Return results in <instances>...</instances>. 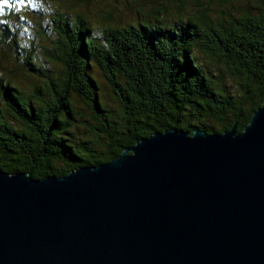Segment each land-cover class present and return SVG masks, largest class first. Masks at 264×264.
I'll list each match as a JSON object with an SVG mask.
<instances>
[{"label": "water", "instance_id": "95a60500", "mask_svg": "<svg viewBox=\"0 0 264 264\" xmlns=\"http://www.w3.org/2000/svg\"><path fill=\"white\" fill-rule=\"evenodd\" d=\"M0 264H264V99L241 132L170 127L62 176L0 168Z\"/></svg>", "mask_w": 264, "mask_h": 264}, {"label": "trees", "instance_id": "16d2710c", "mask_svg": "<svg viewBox=\"0 0 264 264\" xmlns=\"http://www.w3.org/2000/svg\"><path fill=\"white\" fill-rule=\"evenodd\" d=\"M248 1L253 7L241 13L213 16L208 4L195 0L171 21L157 12L133 24L106 26L102 39L83 17L70 21L55 13L56 39L42 53L56 73L35 66L27 53L25 64L39 73L38 83L24 91L0 78V168L33 178L62 176L108 162L140 138L170 127L213 133L235 125L241 132L264 99V0ZM91 62L114 93L119 122L99 100ZM72 95L99 124L89 128L100 142L96 147L91 139L72 140Z\"/></svg>", "mask_w": 264, "mask_h": 264}, {"label": "rangeland", "instance_id": "374dc122", "mask_svg": "<svg viewBox=\"0 0 264 264\" xmlns=\"http://www.w3.org/2000/svg\"><path fill=\"white\" fill-rule=\"evenodd\" d=\"M195 0H0V78L16 84L20 89L29 91L33 82L41 77L25 64L24 57L45 68L58 69L51 62L45 61L43 47H50L56 39L52 17L62 13L70 21L83 17L92 30V35L102 39L106 26H123L152 18L159 12L169 21L178 17L182 7L189 8ZM208 4L213 16L220 14H238L253 7L248 0H203ZM6 24V26H5ZM56 70L54 69L53 72ZM89 73L99 86V100L113 112L119 122L120 106L99 68L91 62ZM122 85L124 82L120 79ZM227 87L232 94H238L236 83L225 77ZM74 120L72 121V140L91 139L92 146L100 142L92 139L89 128L99 124L93 112L74 95L71 96ZM3 105V104H2ZM7 118H10L9 115ZM216 125V124H214Z\"/></svg>", "mask_w": 264, "mask_h": 264}, {"label": "snow or ice", "instance_id": "6c2138e0", "mask_svg": "<svg viewBox=\"0 0 264 264\" xmlns=\"http://www.w3.org/2000/svg\"><path fill=\"white\" fill-rule=\"evenodd\" d=\"M3 2H7V0H3Z\"/></svg>", "mask_w": 264, "mask_h": 264}]
</instances>
